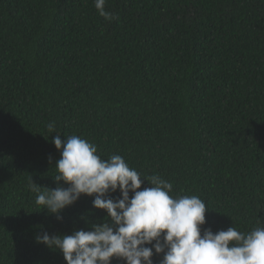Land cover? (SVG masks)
<instances>
[{"label": "trees", "instance_id": "1", "mask_svg": "<svg viewBox=\"0 0 264 264\" xmlns=\"http://www.w3.org/2000/svg\"><path fill=\"white\" fill-rule=\"evenodd\" d=\"M105 10L118 19L94 0H0V264H66L35 237L107 219L85 195L62 221L35 203L31 181L57 187V135L122 156L171 183L170 196H198L202 230L264 226V0H106Z\"/></svg>", "mask_w": 264, "mask_h": 264}, {"label": "clouds", "instance_id": "2", "mask_svg": "<svg viewBox=\"0 0 264 264\" xmlns=\"http://www.w3.org/2000/svg\"><path fill=\"white\" fill-rule=\"evenodd\" d=\"M106 0H94L100 16L111 22L118 15L105 10ZM55 132V123L47 125ZM60 152L54 168V189L33 181L35 203L62 221V212L82 195L93 197L92 206L105 210L107 219L90 230L68 235L43 232L37 244L59 250L66 264H264V226L247 233L235 227L213 232L205 225L206 204L198 196H170L172 184L159 176L143 177L120 155L103 159L95 144L77 135H57L51 141ZM143 178V179H142ZM150 187L142 189L143 181ZM63 181L68 187L60 186ZM119 191V197L111 193ZM130 193H132L130 197Z\"/></svg>", "mask_w": 264, "mask_h": 264}]
</instances>
